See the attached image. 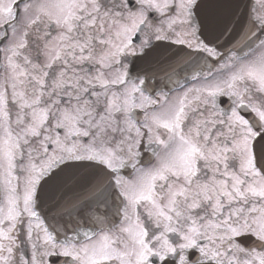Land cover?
<instances>
[{
    "label": "snow or ice",
    "instance_id": "obj_1",
    "mask_svg": "<svg viewBox=\"0 0 264 264\" xmlns=\"http://www.w3.org/2000/svg\"><path fill=\"white\" fill-rule=\"evenodd\" d=\"M0 264H264V0H0Z\"/></svg>",
    "mask_w": 264,
    "mask_h": 264
}]
</instances>
